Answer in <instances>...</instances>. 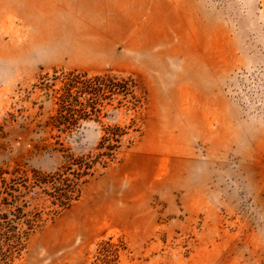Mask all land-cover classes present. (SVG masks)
<instances>
[{
	"label": "rangeland",
	"instance_id": "rangeland-1",
	"mask_svg": "<svg viewBox=\"0 0 264 264\" xmlns=\"http://www.w3.org/2000/svg\"><path fill=\"white\" fill-rule=\"evenodd\" d=\"M0 198V264H264V0H0Z\"/></svg>",
	"mask_w": 264,
	"mask_h": 264
},
{
	"label": "trees",
	"instance_id": "trees-1",
	"mask_svg": "<svg viewBox=\"0 0 264 264\" xmlns=\"http://www.w3.org/2000/svg\"><path fill=\"white\" fill-rule=\"evenodd\" d=\"M6 200L5 198H0V205L1 206H6ZM3 216V215H2ZM0 219H5L4 216L3 217H0Z\"/></svg>",
	"mask_w": 264,
	"mask_h": 264
},
{
	"label": "bare ground",
	"instance_id": "bare-ground-1",
	"mask_svg": "<svg viewBox=\"0 0 264 264\" xmlns=\"http://www.w3.org/2000/svg\"><path fill=\"white\" fill-rule=\"evenodd\" d=\"M118 48H119V47H118ZM116 50H117V49H116ZM116 50H115V51H116ZM119 53H120V52H119Z\"/></svg>",
	"mask_w": 264,
	"mask_h": 264
}]
</instances>
